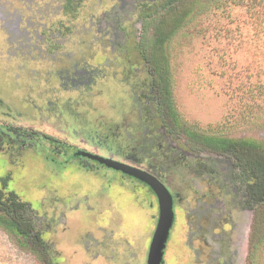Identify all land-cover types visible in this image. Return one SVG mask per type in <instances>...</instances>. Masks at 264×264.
Here are the masks:
<instances>
[{
    "label": "rangeland",
    "instance_id": "1",
    "mask_svg": "<svg viewBox=\"0 0 264 264\" xmlns=\"http://www.w3.org/2000/svg\"><path fill=\"white\" fill-rule=\"evenodd\" d=\"M147 1L73 0L68 6V0H0V128L38 131L32 152L19 145L12 153L14 147L0 143V189L29 203L58 264H147L158 218L151 188L98 163L70 165L64 162L69 156L54 153L42 136L115 158L138 153L145 167L156 166L147 157L145 131L132 126L139 121L134 83L122 76L126 48L151 33L145 36L141 16ZM166 49L183 124L201 134L264 143V99L250 110L251 91L264 84V24L240 6L212 9L186 23ZM130 53L137 57L135 46ZM177 131L186 143L188 136ZM189 150L205 164L201 171L216 172L200 182L198 166H158L183 197L164 264H216V250L204 237L210 222L215 233L229 236L230 264H250L254 209L245 174L225 156ZM0 260L40 264L1 228Z\"/></svg>",
    "mask_w": 264,
    "mask_h": 264
},
{
    "label": "trees",
    "instance_id": "2",
    "mask_svg": "<svg viewBox=\"0 0 264 264\" xmlns=\"http://www.w3.org/2000/svg\"><path fill=\"white\" fill-rule=\"evenodd\" d=\"M72 1L68 0V6ZM231 6L245 8L255 23L264 24V0H149L141 6V16L145 36L148 31L151 33L147 39L139 40L136 49L154 74L159 101L167 108L175 125L188 136L189 144L229 158L240 171L239 174H245L248 180L247 194L254 209L247 260L250 264H261L260 253L264 247V143L252 137L201 134L183 124L172 97L166 49L168 43L190 20L212 9L226 12ZM262 99L264 84L251 91L253 107L249 106L250 110L261 104ZM246 117L249 118V115ZM34 216L29 203L20 200L13 191L0 189V228L15 236L23 248L37 257L40 264H58L52 257L49 243L36 226Z\"/></svg>",
    "mask_w": 264,
    "mask_h": 264
},
{
    "label": "flooded vegetation",
    "instance_id": "3",
    "mask_svg": "<svg viewBox=\"0 0 264 264\" xmlns=\"http://www.w3.org/2000/svg\"><path fill=\"white\" fill-rule=\"evenodd\" d=\"M134 46L136 47L135 43H133L129 48H126L125 56L129 69L127 68L126 70H124L122 76L125 75L127 78L128 75L129 80L132 83H134L135 86L134 91L137 96V104H138L137 113L139 116V121H133L134 125L132 126L134 127L135 132L140 133L141 131H145L144 133L146 135L145 150L152 152V155L149 154L147 155V157H150V159H152L156 163L155 167H153L152 165L151 167L149 166L145 167L143 165L144 159L141 156V154H139L138 156V153L136 154V153L126 152L124 153V155H119V158H115L112 154H106V153L100 154L98 152L89 150L86 147H78L77 145H73L71 143L69 144L62 142L56 138H53L50 135L44 134L42 136H44L47 140H49V143L52 145V149L54 153H59L62 151L67 155V157L69 156V158L64 159V162L66 163L68 162L70 163V165L74 164L80 168H88L91 166L92 167L97 166L98 163L100 165L116 170L123 179L129 178L136 182H140L143 185L146 186L148 185L141 179L129 173H126L123 170L107 166L105 163L101 162L100 160L94 159L90 156V155H97L103 158H112L114 160L122 162L123 164H127L129 166L145 170L151 173L152 175L156 176L160 181H162L165 184V186L169 189V191L173 196V201H174L173 209L175 212V219L173 222L174 225L175 221L180 216L179 209L183 210V207L181 206V201L183 197H180L179 194L171 190V188L166 182V179L162 176L161 173L157 171L158 166L164 167L165 165H167L170 168L172 167L176 168L178 166L180 168H185V169H189V168L192 169L194 166H198L200 171L198 170L199 172L195 175L198 176L200 182L202 181L205 182V180L208 179V175L215 173L216 170L212 172L211 171L212 169L206 166L208 170L206 172L201 171L202 166H205V164L199 162V160L192 159L194 157L192 152L189 150V146L191 147V145L189 144L188 140L186 143L185 142L180 143V141L178 140L177 130L178 129L180 130V128L177 125H175V123L171 120L167 108H165L159 101L160 98L157 97V89H156L154 74L149 69L146 61L141 58L139 52L138 55H136L137 57L133 56L130 53L133 51ZM127 130H130L129 133H131L132 131L131 128ZM37 135H38V131H34L33 129H22L16 127H12V128L8 127L6 129L0 128V143H7V147H11V146L14 147L15 149L14 152L11 151L12 153L16 152V148L19 145L20 146L22 145V147L24 146V148L25 147L28 148V151L32 152L34 151V147H36L32 139L34 136L36 137ZM107 137L108 136H106V138ZM100 140H102V138H100ZM56 144H61L64 148L61 150L57 147ZM185 145H187V147ZM191 150L195 151L194 149ZM210 177H212V175ZM151 190L154 192L152 188ZM208 193L209 192H206L205 194L208 195ZM154 194L158 201L157 194L155 192ZM158 218H159V201H158ZM158 218H157V222H158ZM210 221L211 220H209V222ZM190 225L193 226L194 223L191 222ZM216 229H217V225L210 222V224L207 226L206 229L207 231L209 230L210 233L205 232L204 234L205 242L208 243L209 245H212V247L216 250L217 254L214 255L217 260L216 264H230L229 261L232 257V254H234V250L231 251L232 249L228 248L229 236L228 237L222 236L219 230L217 231V233H215ZM213 234L216 235L214 236Z\"/></svg>",
    "mask_w": 264,
    "mask_h": 264
},
{
    "label": "water",
    "instance_id": "4",
    "mask_svg": "<svg viewBox=\"0 0 264 264\" xmlns=\"http://www.w3.org/2000/svg\"><path fill=\"white\" fill-rule=\"evenodd\" d=\"M100 160L107 166L123 170L145 183H147L157 194L159 201V218L149 247L147 264H164V254L167 242L170 237V229L175 219L173 196L165 184L151 173L123 164L112 158H103L97 155H90Z\"/></svg>",
    "mask_w": 264,
    "mask_h": 264
},
{
    "label": "built area",
    "instance_id": "5",
    "mask_svg": "<svg viewBox=\"0 0 264 264\" xmlns=\"http://www.w3.org/2000/svg\"><path fill=\"white\" fill-rule=\"evenodd\" d=\"M0 264H11V263L5 260H0Z\"/></svg>",
    "mask_w": 264,
    "mask_h": 264
}]
</instances>
